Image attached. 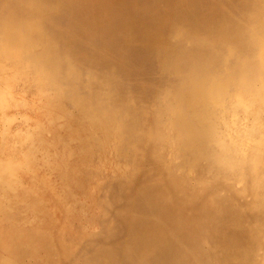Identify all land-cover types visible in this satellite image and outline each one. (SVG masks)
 Here are the masks:
<instances>
[{
	"label": "bare ground",
	"instance_id": "obj_1",
	"mask_svg": "<svg viewBox=\"0 0 264 264\" xmlns=\"http://www.w3.org/2000/svg\"><path fill=\"white\" fill-rule=\"evenodd\" d=\"M53 1L28 0L26 9L0 18V114L9 107L11 83L18 76L34 87L36 111L46 123L17 128L12 134L17 140L15 152L22 157L0 164L1 195L18 192L14 175L19 167L37 164L55 170L50 141L38 139L39 134L51 135L63 128L65 139L57 138L56 144H62L66 156V148L75 141L72 123L76 135L82 133L85 148L89 144L90 148L95 144L99 149L108 147L123 166L124 170L117 171L116 198L121 187L130 190L129 179L136 168H159L167 178L147 186L153 192L140 196L151 206L149 215L154 217L147 218L151 221L125 217L118 210L112 219L121 222L108 223L103 239L89 245L88 257L75 255L74 259L81 260L71 262L64 243L57 249L50 238L53 250L48 242L37 241L35 248L57 264H240L241 258L230 253L231 244L217 231L225 234L230 226L245 230L237 223L246 214L255 223L253 237L258 244L264 234V0H239L238 10L221 14L199 10L202 0H196L188 5L189 10L178 11L167 28L146 31L153 46L163 53L165 70L174 80L150 100L135 97L129 79L132 67L125 55L116 60L115 69L108 70L113 63L101 67L100 78L84 64L72 67L68 50L59 52L50 43L53 37L48 24L57 7L50 6ZM138 33L135 23L123 40L131 42ZM105 49L111 56L113 49ZM8 69L11 76H4ZM80 79L86 80V94L79 91ZM70 106L76 111L73 118ZM2 121L0 136L10 124L9 118ZM53 135L55 139L57 134ZM167 148L172 150L169 160L164 157ZM48 155L52 156L50 164ZM173 168L178 169V177L172 175ZM194 172L210 173L214 179L198 182L196 193L178 196L186 175ZM213 184H223L229 194L245 201L244 214L232 205L229 195H214L202 202L197 192ZM31 198L18 204L16 197L14 207L40 214L37 198ZM113 200L108 199L112 204ZM219 200L223 201L221 211L211 207ZM0 208L5 213L11 206L0 204ZM209 210L215 220L208 223ZM214 228L215 248L205 249L204 242L210 240L209 231ZM21 238L13 248H1L0 264H18L27 255L26 240Z\"/></svg>",
	"mask_w": 264,
	"mask_h": 264
},
{
	"label": "rangeland",
	"instance_id": "obj_2",
	"mask_svg": "<svg viewBox=\"0 0 264 264\" xmlns=\"http://www.w3.org/2000/svg\"><path fill=\"white\" fill-rule=\"evenodd\" d=\"M25 1L28 0H0V18H6L18 10L26 9ZM41 1L45 2V0H38V3L41 4ZM195 1L54 0L50 6L57 5V7L51 15V23L48 24L53 37L50 43L57 45L56 48L59 52L64 49L68 50L73 63L72 67L84 64L91 73H95L94 77L96 78H100L104 66L113 63L114 65L108 69L110 71L116 66L117 59L123 55L127 56L132 67L131 72L129 71V79L133 82L135 97L141 100H150L171 86L174 80L171 73L165 70L168 65L162 59L163 53L160 55V51L156 46H153L151 35L146 31L154 30L155 32V27L160 28V26L162 29L167 28V25L173 22L178 11L189 10L188 5L192 6ZM200 4H198L199 10H216L218 14L225 10L236 11L240 6L239 0H202V6ZM190 9L193 10V8ZM135 23L139 30L137 38L131 42H125L123 35ZM172 28H170L171 32ZM67 34L71 35L67 36ZM105 48L113 49V52H110L111 56L106 54ZM131 56H133L132 62L130 61ZM111 59L113 60L110 61ZM106 62L109 63L105 64ZM101 67L103 68L101 69ZM6 75L11 76L9 69L8 74H4V76ZM16 77L9 90L11 96L9 107L4 110L3 115L0 114V130L3 128L2 119H10V124L4 125L5 134L0 136V164L17 159L19 161L22 157L21 153L15 152L17 140L12 137L17 128L26 130L36 124H46L43 122V115L36 111L37 99L34 87L29 86L27 82L24 83L23 79L18 76ZM81 81H83L81 86L78 84L77 86L81 88L79 90L81 93L86 94V80L80 79ZM70 108L69 116L71 115L73 118L76 116V111L72 106ZM44 129L46 128L44 127ZM54 132L57 134L55 139ZM75 132L76 127L72 123L71 136L75 141L71 142L68 149L66 148V156H64L62 144H56L57 138L65 139L66 134H64L63 128L53 130L51 135L42 131L38 139L50 141V152L51 154L55 153V161H53L55 170L51 171L37 164H31L28 169L19 167L14 175L19 184L18 192L6 193L3 196L0 193V204H6V206L9 204L13 210H5L4 213L3 208H0V251L2 247L13 248L23 241L21 236L24 237L27 255H23L18 264H57L56 261L45 258L43 252L34 246L37 241L39 243L48 242L52 249L49 238L53 240L57 249L60 244L64 243L65 255L69 253V257L73 258L71 262L80 261V258L74 259L75 255L80 257L84 254L88 257L91 254L87 253L90 250H87L89 245L103 239V231L109 226L108 223L111 224L112 220H115L116 224L121 222L112 219L118 210L122 215L131 216L139 221H146L147 218L153 216L149 215L151 206L141 201L140 196L143 193H152L153 188L150 187V190H147V186L153 183L159 185L167 176L159 168L148 166L136 168L129 179L130 190L121 187V191L118 192L120 195L118 194L119 197L116 198V179L119 176L117 171L121 170L123 166L112 156L108 147L99 149L95 144L94 148H90L91 144H87L88 146L85 148L80 141L82 133L78 137ZM164 154L167 160L172 158L171 148H167ZM47 159L50 164L52 156L48 155ZM177 170L176 168L172 169V175L175 177H178ZM213 179L214 177L210 173L187 174L183 190L179 192L177 189L178 196L196 193L198 182L212 183ZM114 184L115 186H113ZM197 193L202 195V202L208 201L214 195L221 198L229 195L232 205L241 210L239 212L242 215L244 214L242 210L245 207V201L229 194L223 184L210 185ZM112 194L114 200L111 198ZM132 196H134V201H130ZM16 197L18 204L28 201L29 198L30 202L33 200L31 197H36L41 213L35 215L25 213L29 212L27 207L18 206L17 209L14 207V203L17 201ZM108 199H112L113 204ZM177 201L175 203H178ZM184 202L182 199V203ZM211 207H216V209L218 207L221 211L223 201L219 200L216 206L211 205ZM213 214L209 210L205 219L208 223L214 222ZM244 215L246 217L242 216L241 222H238L237 225L244 227L245 230H239L236 227L233 229L230 226L226 228L228 233L224 234L223 230L219 229L220 231L217 232L220 233L217 235L225 236L223 239L229 241L231 244L230 253H235L238 258H241L240 264H264V234L261 239H258L260 241L258 244L257 238L253 237L255 223L248 215ZM217 218L219 219V217ZM189 225L192 227V224ZM232 230L237 232L235 236L230 232ZM209 232L210 240H204L206 242H204V248L213 250L216 229H211Z\"/></svg>",
	"mask_w": 264,
	"mask_h": 264
}]
</instances>
